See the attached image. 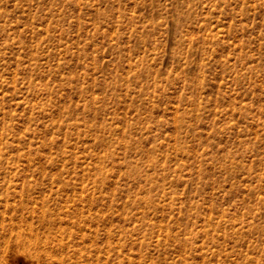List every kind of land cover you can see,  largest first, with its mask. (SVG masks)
Wrapping results in <instances>:
<instances>
[{
  "label": "rangeland",
  "instance_id": "1",
  "mask_svg": "<svg viewBox=\"0 0 264 264\" xmlns=\"http://www.w3.org/2000/svg\"><path fill=\"white\" fill-rule=\"evenodd\" d=\"M0 264H264V0H0Z\"/></svg>",
  "mask_w": 264,
  "mask_h": 264
}]
</instances>
